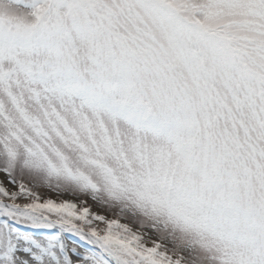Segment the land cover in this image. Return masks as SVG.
I'll return each mask as SVG.
<instances>
[{
	"label": "snow or ice",
	"instance_id": "1",
	"mask_svg": "<svg viewBox=\"0 0 264 264\" xmlns=\"http://www.w3.org/2000/svg\"><path fill=\"white\" fill-rule=\"evenodd\" d=\"M0 264H264V0H0Z\"/></svg>",
	"mask_w": 264,
	"mask_h": 264
},
{
	"label": "rangeland",
	"instance_id": "2",
	"mask_svg": "<svg viewBox=\"0 0 264 264\" xmlns=\"http://www.w3.org/2000/svg\"><path fill=\"white\" fill-rule=\"evenodd\" d=\"M41 192V195L47 196V195H52L51 193H49L47 190L45 189H40L39 190Z\"/></svg>",
	"mask_w": 264,
	"mask_h": 264
}]
</instances>
